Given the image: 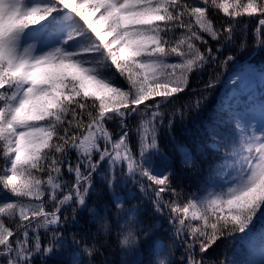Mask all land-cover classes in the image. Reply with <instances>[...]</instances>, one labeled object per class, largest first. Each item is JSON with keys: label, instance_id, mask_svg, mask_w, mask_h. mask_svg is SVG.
<instances>
[{"label": "snow or ice", "instance_id": "6c2138e0", "mask_svg": "<svg viewBox=\"0 0 264 264\" xmlns=\"http://www.w3.org/2000/svg\"><path fill=\"white\" fill-rule=\"evenodd\" d=\"M244 17L264 47V0H0V264H48L64 248L66 212L96 226L83 264H97L113 234L118 247L146 246V261L125 264H207L217 241L264 224V125L236 123L226 144L213 130L223 154L208 176L218 190L206 195L185 191L174 165L152 164L161 127L173 124L165 110L196 74L234 61L224 50ZM101 177L113 192L124 179L139 184L154 213H168L179 258L126 198L90 207Z\"/></svg>", "mask_w": 264, "mask_h": 264}, {"label": "trees", "instance_id": "16d2710c", "mask_svg": "<svg viewBox=\"0 0 264 264\" xmlns=\"http://www.w3.org/2000/svg\"><path fill=\"white\" fill-rule=\"evenodd\" d=\"M223 17V14H219ZM227 22L229 18L223 17ZM243 23L239 26L244 29L243 34L237 32L240 39L236 45H230L224 51L229 55H234V61L226 66L217 67L215 64L207 67L205 71L196 74L190 82L187 94L181 93L180 98L175 100L165 110V120H172L171 128L167 123L161 127L158 134L159 152L152 159L154 167L164 170L168 165H174L179 173L178 183L183 185L188 192H207L218 190L215 184L208 182L209 170L220 160L223 151L218 152L212 144L213 130L222 138V143H228L233 126L236 123L247 124V118L256 113L264 114V88H260L258 94L253 96L240 93L236 101L230 100L227 89L230 84H234L236 76L240 72L253 70L264 75V47H260L255 41L253 28L254 18H241ZM247 26L246 29L244 26ZM35 27H39L38 25ZM264 39V37H260ZM247 41V47L239 48L237 45L242 40ZM223 59V57H221ZM214 82V87L205 90V83ZM203 97V98H202ZM227 98V99H226ZM197 99L201 100L200 107H191ZM183 112V116H181ZM135 124V121L132 122ZM133 141L135 137L133 136ZM138 150V146H137ZM185 154L191 156V163L184 164ZM219 183V181H217ZM126 198L125 207L138 206L146 212L144 220L148 224H155L157 235L164 243L170 246L175 245L177 258L183 251V244L179 237L173 240L175 226L168 218V213H154L150 203V195L140 190V185L129 182L127 179L115 188V192L105 186L103 178H98L96 191L92 194L90 207L111 208L115 196ZM69 219L64 228L65 243L60 254L51 258L48 264H77V262L91 259L84 250V245H88L96 238V226L93 224L89 214L80 210L75 215L77 223H74L72 213L66 212ZM114 216V210H113ZM252 231L245 233H235L228 238H222L217 244L209 249L207 264H215L219 259L225 264H244L247 257L262 256L264 253V224L256 220L252 226ZM43 232V230H41ZM75 236L78 244L70 245ZM48 237L42 236V242L47 243ZM159 243L157 247H159ZM141 245L138 248L124 249L117 246L116 237L113 234L104 249V255L96 256L97 264H125V262L146 261L147 256ZM166 256L157 254V261L166 259ZM43 257L36 261L42 264Z\"/></svg>", "mask_w": 264, "mask_h": 264}, {"label": "rangeland", "instance_id": "374dc122", "mask_svg": "<svg viewBox=\"0 0 264 264\" xmlns=\"http://www.w3.org/2000/svg\"><path fill=\"white\" fill-rule=\"evenodd\" d=\"M42 39L43 37H38L31 42L36 43L39 47ZM234 80V84H230V87L227 89L230 100L236 101L240 93L253 96L258 94L260 88H264V75L253 70L240 72ZM262 125H264V114L256 113L247 118L246 126H248L250 130L259 129ZM209 191H212V189ZM203 194L206 195L207 192ZM261 260H264V257L251 256L246 258L244 264H260Z\"/></svg>", "mask_w": 264, "mask_h": 264}]
</instances>
